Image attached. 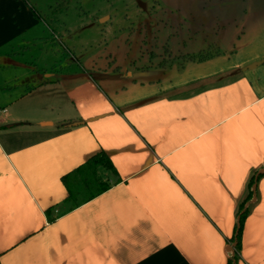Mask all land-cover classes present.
Returning a JSON list of instances; mask_svg holds the SVG:
<instances>
[{
    "label": "crops",
    "instance_id": "1",
    "mask_svg": "<svg viewBox=\"0 0 264 264\" xmlns=\"http://www.w3.org/2000/svg\"><path fill=\"white\" fill-rule=\"evenodd\" d=\"M42 1L0 0V264H226L241 203L235 264H264V173L247 200L264 171V0H152L167 21L120 28L99 7L103 65L58 72ZM100 153L109 188L50 221L62 177Z\"/></svg>",
    "mask_w": 264,
    "mask_h": 264
},
{
    "label": "rangeland",
    "instance_id": "2",
    "mask_svg": "<svg viewBox=\"0 0 264 264\" xmlns=\"http://www.w3.org/2000/svg\"><path fill=\"white\" fill-rule=\"evenodd\" d=\"M30 1L35 4V9L36 10L38 9L40 11V4L37 3V0H30ZM106 1H109V3L107 4ZM61 3L64 4V8H62L59 11L52 12ZM112 4L114 5V8H117V12L115 13L111 12V15H113L112 18H114V16L116 17L114 23L119 28L128 27L131 24L141 25L142 21L145 22L149 19V17H147L148 15L147 13L149 11H153V9L154 11H156L157 14L153 12L152 15L156 14L157 15L156 17L158 18L162 17L163 20L167 21L165 19V14L162 12V10H160L159 7H154V8L152 7L154 6L152 5L153 4L152 0H105V1L75 0L73 2H69V4H67V0H43L42 7L44 10L43 12H40V16L45 17L48 26L52 28L53 31L54 30L57 31L54 32L55 36L57 37V40L53 39V42L57 43V53L62 58L58 62L59 64L56 67L57 72L63 71L64 69L66 70L77 69L79 66L84 67L87 64H95V67L103 65L104 62L103 59H101V57L103 58L104 56L102 54L105 46L103 45V40L100 42V39H108L107 37L113 35L112 33L113 29L109 27L110 23L108 22L109 20H111L110 18L111 15H108L107 13L100 11L99 16L102 17H99L98 19L96 17H98L97 12L100 9L99 7H101L102 9L103 7L106 9L107 8L111 9ZM67 10L69 11L67 12ZM82 13H84V18H81V16L80 17L77 16ZM65 14L67 16L66 23L69 26V28H67V31L68 32L71 31L70 33L72 39L65 38V34L67 31H65V29L61 26L63 23H65V18H64ZM57 15H60L61 17L58 19ZM105 24L108 25L106 26L107 27L106 30L108 31V33H110V36L109 34H105L106 37L101 38L98 30H101ZM120 30L121 29H119V32L121 33L125 32V30H121V31ZM138 30L142 31L143 37H146L145 34L147 31L146 29H138ZM161 30L159 32V30L157 31L155 29L154 30L151 29L152 32H156V33L158 32L157 35H160L159 39H161L162 36ZM165 32L169 33V29H167ZM69 40H71L73 43L71 42L69 43ZM111 42L112 41L110 40L108 51L113 49ZM116 48L118 51L121 52L120 45L119 46L117 45ZM170 48H173L171 44H170ZM118 51L115 50V52L113 51L110 52L115 55V53H118ZM43 58L44 57H41L40 59ZM35 64L37 67V61L36 63H34V65ZM96 76L98 77L97 73H95V78L97 79ZM40 78L43 79L42 77Z\"/></svg>",
    "mask_w": 264,
    "mask_h": 264
},
{
    "label": "trees",
    "instance_id": "3",
    "mask_svg": "<svg viewBox=\"0 0 264 264\" xmlns=\"http://www.w3.org/2000/svg\"><path fill=\"white\" fill-rule=\"evenodd\" d=\"M61 7H64L63 3L58 6V9H60ZM207 57L208 54L203 53L196 56H191L188 58V60L203 61ZM98 168H104L114 173V168L108 157L105 154L100 153L91 157L81 167L62 177V182L68 191V196L63 201V203L59 204L54 209H50L47 211V216L50 221L55 220L65 212L79 207L81 204L91 200L92 198L103 193L109 188V185L106 182L101 181L98 173ZM254 182L255 180L253 175L248 183L249 195L247 200H250L252 198V185ZM55 209H57V213H55L53 216L52 212ZM246 215L247 210L244 208V203L239 204L236 213L235 235L231 241V243L236 241V245L234 247V250L229 253V259L226 264H235V260L238 256V248L240 246L241 230Z\"/></svg>",
    "mask_w": 264,
    "mask_h": 264
},
{
    "label": "water",
    "instance_id": "4",
    "mask_svg": "<svg viewBox=\"0 0 264 264\" xmlns=\"http://www.w3.org/2000/svg\"><path fill=\"white\" fill-rule=\"evenodd\" d=\"M262 173H264V171L263 170H259L257 173H256V176H255V182L253 183V185H252V198H251V201L253 202L254 200H255V190H256V179H257V177H258V175H260V174H262ZM235 245H236V241H234V242H232L230 245H228V247H227V251L228 252H232L233 251V249H234V247H235Z\"/></svg>",
    "mask_w": 264,
    "mask_h": 264
}]
</instances>
